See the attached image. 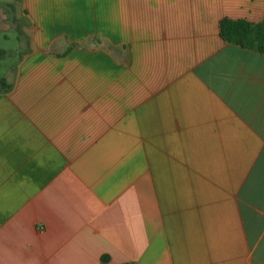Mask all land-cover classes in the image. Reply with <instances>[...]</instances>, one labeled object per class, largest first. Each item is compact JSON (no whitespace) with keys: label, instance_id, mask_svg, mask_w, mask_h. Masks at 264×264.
<instances>
[{"label":"crops","instance_id":"0c3cea01","mask_svg":"<svg viewBox=\"0 0 264 264\" xmlns=\"http://www.w3.org/2000/svg\"><path fill=\"white\" fill-rule=\"evenodd\" d=\"M9 16L34 19L18 47L36 51L0 59V264H264V50L220 29L264 26V0H13ZM86 16L105 17L104 48L54 18ZM110 16L138 28L115 55Z\"/></svg>","mask_w":264,"mask_h":264},{"label":"rangeland","instance_id":"374dc122","mask_svg":"<svg viewBox=\"0 0 264 264\" xmlns=\"http://www.w3.org/2000/svg\"><path fill=\"white\" fill-rule=\"evenodd\" d=\"M13 2V0H0V5L5 6V3ZM55 21L63 22L64 20L71 19L72 23L76 25H82L85 27L86 32L82 33L80 37H85L86 42H83L88 48L94 50L95 47L102 46L105 47L106 40L101 39V25L104 22L105 17L101 16H86V17H54ZM109 18V44H110V53L115 55V49H113V44L117 40L121 39L123 36L131 39L134 30L138 28H133V17H116L110 16ZM139 18V17H138ZM103 19V21H102ZM8 24L3 23L1 27L3 30L0 32V47L6 49L7 54L3 59L7 61L17 58L20 61L21 58L27 56L30 52L36 51L35 48L30 47L29 49H19L18 42L23 38L21 28L24 29V33L32 39L33 29H34V19L32 17H21V16H9L7 20ZM9 25V26H8ZM32 25V27H31ZM0 27V28H1ZM77 27V26H76ZM125 30V31H124ZM80 31L77 30V33ZM21 33V34H20ZM23 37H22V36ZM122 36V37H119ZM24 38V42L27 41V38ZM97 37V38H96ZM18 66V65H17Z\"/></svg>","mask_w":264,"mask_h":264},{"label":"trees","instance_id":"16d2710c","mask_svg":"<svg viewBox=\"0 0 264 264\" xmlns=\"http://www.w3.org/2000/svg\"><path fill=\"white\" fill-rule=\"evenodd\" d=\"M221 35L224 40L230 43L240 45L245 48L257 51L264 50V26L262 24H253L246 20H234L224 18L220 22ZM7 51L0 48V59L5 57ZM5 84V81H2ZM104 261L108 256L103 257ZM123 264H132L129 262Z\"/></svg>","mask_w":264,"mask_h":264}]
</instances>
